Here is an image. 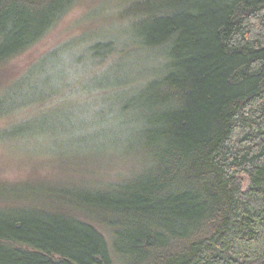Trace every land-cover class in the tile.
I'll return each instance as SVG.
<instances>
[{
	"label": "trees",
	"instance_id": "obj_1",
	"mask_svg": "<svg viewBox=\"0 0 264 264\" xmlns=\"http://www.w3.org/2000/svg\"><path fill=\"white\" fill-rule=\"evenodd\" d=\"M76 1L0 0V65ZM120 14L125 35L75 59L120 54L89 82L114 89L96 110L111 116L85 140L135 164L106 184L61 186L57 204L7 202L5 187L0 264H264V0H130ZM60 49L0 96V115L52 89Z\"/></svg>",
	"mask_w": 264,
	"mask_h": 264
},
{
	"label": "rangeland",
	"instance_id": "obj_2",
	"mask_svg": "<svg viewBox=\"0 0 264 264\" xmlns=\"http://www.w3.org/2000/svg\"><path fill=\"white\" fill-rule=\"evenodd\" d=\"M129 1L77 0L42 39L0 65L1 96L20 82L42 55L61 48L64 57V75L53 82L51 90L0 115V196L5 194V187L14 185L8 198L2 196L5 201L41 197L57 204L64 202L57 191L61 186L106 184L134 166L135 159L120 153L118 147L98 150L85 140L97 122L111 113L96 110L114 89L96 88L89 82L118 62L120 54H109L95 63L87 58L75 59L95 38L125 35L130 18H123L120 11ZM141 60L140 56L139 66ZM33 120L45 122L31 133L3 137L13 126ZM49 122L56 125L50 127ZM240 176L245 187L247 177Z\"/></svg>",
	"mask_w": 264,
	"mask_h": 264
}]
</instances>
